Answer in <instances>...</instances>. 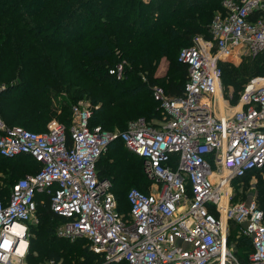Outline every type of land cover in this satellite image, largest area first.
Here are the masks:
<instances>
[{"label":"built area","instance_id":"1","mask_svg":"<svg viewBox=\"0 0 264 264\" xmlns=\"http://www.w3.org/2000/svg\"><path fill=\"white\" fill-rule=\"evenodd\" d=\"M222 10L208 38L194 36L178 53L187 68L181 96L151 87L159 124L140 118L105 132L90 126L85 104L72 107L68 130L56 121L43 133L0 122V157L27 155L41 165L0 199V264H23L29 225L45 201L62 219L56 236L84 240L107 264H241L227 243L228 223L251 244L247 264H264V212L255 201L225 200L231 179L264 166V75L249 80L233 106L220 66L222 58L264 52V0H223ZM124 70L119 64L109 74L121 81ZM116 140L144 161L153 182L148 195L127 192L126 216L96 170Z\"/></svg>","mask_w":264,"mask_h":264},{"label":"trees","instance_id":"2","mask_svg":"<svg viewBox=\"0 0 264 264\" xmlns=\"http://www.w3.org/2000/svg\"><path fill=\"white\" fill-rule=\"evenodd\" d=\"M154 1L0 0V85L5 86L0 92V119L4 127L20 123L27 128L18 127L42 133L33 127L39 126L53 112L63 114L70 106L65 98L60 104H54L62 95L74 100L84 94L93 105H99L93 109L90 126H99L105 132L123 131L129 121L139 117L149 120L152 111L160 112L159 107H154L157 103L151 95L152 85L148 89L140 85L141 76L154 81V69L161 58L172 61L174 54L180 52V46L187 42L192 44L196 35L208 38V27L215 11L200 9L201 0H176L173 6L169 5L174 0H157L156 4ZM40 51L54 56L55 62L47 61ZM119 54L120 61L126 58L132 66L125 68L121 81L109 74L119 62L116 61ZM263 55L264 52L256 58ZM179 65L187 80L186 66ZM186 80L182 85L171 82L165 93L171 97L181 96ZM78 84L81 86L77 87ZM125 84L134 86L127 89ZM145 89L146 93L150 92L149 96L140 95ZM72 107L69 123L59 122L67 130L72 121ZM44 110L50 114L45 118ZM111 145L124 148L119 140L109 147ZM134 159L137 164L129 166L123 162L124 168L113 176L110 175L112 169L100 166L99 162L96 167L98 179L111 182L118 212L123 214L120 208L125 209V216L128 210L126 194L132 189L125 190L128 184L147 195L153 185L145 174L144 161L138 156ZM0 163V190L6 185L0 192L1 200L7 199L17 181L40 170V165L27 155L12 159L0 157ZM3 163L11 166L2 167ZM27 167H31L30 170ZM256 171H260L264 185V166L252 172ZM249 174L251 172L239 179ZM12 175L21 177L13 181ZM36 215L44 218L46 230L56 235V227L62 219L55 217L47 201L38 206ZM243 239L247 240L235 239L238 247L242 246ZM84 242L69 243L77 251ZM29 245L30 251L31 241ZM235 254L237 256L236 251ZM80 256L85 258L86 264L94 261L86 248L81 249ZM49 259L54 263L59 261L55 253H51ZM239 260L244 264L243 257Z\"/></svg>","mask_w":264,"mask_h":264},{"label":"rangeland","instance_id":"3","mask_svg":"<svg viewBox=\"0 0 264 264\" xmlns=\"http://www.w3.org/2000/svg\"><path fill=\"white\" fill-rule=\"evenodd\" d=\"M156 1H154V4H156ZM199 0V8L200 9H213L215 11V16L217 14H222L223 10H221L223 0ZM174 2L169 6H173ZM153 7V5H152ZM203 33H206L204 31ZM191 41V40H190ZM149 42V41H144ZM191 44V42H187L186 45L180 46L179 50L183 47H187ZM44 48V45H41ZM44 53L45 58L47 61H51L52 64L55 62V57L51 56L43 51H40ZM178 51L174 54L172 61L168 62L166 59L161 58L154 69L153 79L154 81L150 82L149 79L146 78L145 75L141 76V80H139V84H144V87L148 89L150 85L152 87L161 88L166 92L167 85L171 82L182 85L184 84V81L186 80L185 72L182 70L181 65L176 63V56ZM117 62L116 65L123 64L124 69L131 68L130 62L124 58L120 61V54L116 57ZM172 62V63H171ZM61 63V61H60ZM220 66L223 70V79H222V87H223V96L225 98L230 99V104L235 106L237 101L239 100V97L243 93V87L244 85L251 79L256 78L258 76L263 75L264 72V55L260 58L256 59H250L245 57H229V58H222L220 60ZM127 81H130L128 79ZM81 85H77L79 87ZM134 85H127L125 84L124 88H133ZM5 87V86H4ZM76 89V87L74 88ZM142 91L140 94L141 96H144V94L150 95V92L146 93L147 90ZM1 92V91H0ZM63 96V95H62ZM58 97L56 100H54V104L58 105L60 104L61 100L65 98L67 102L69 103L68 109L60 115V112L57 111L55 114L51 113V116L49 112L46 113V110H44L43 118L47 117L43 123H39V126L36 125L33 127L34 129H37L38 132L45 131V128L47 124H49L51 121L61 122L64 124H68L70 121V108L72 106H78L84 104L88 107L91 114L93 115V109L95 107H98L99 105H93L91 100H88L85 95L83 94L82 98L76 97L74 100H71V97ZM154 107H158V104H154ZM141 117L137 118L140 119ZM145 119V118H143ZM162 119L161 112H155L152 111V117L145 121L159 124ZM136 120V119H134ZM0 122L5 125L1 119ZM130 122V121H129ZM12 125L22 126L24 128H27L20 123H15ZM6 126V125H5ZM30 129V128H29ZM33 130V129H32ZM136 155H133L129 152H127L123 147H117L114 145H111L102 155L99 163L100 166L108 167L111 170L110 175H115L118 172H120L123 168V162L125 165L134 166L137 164V161H135ZM1 164V163H0ZM12 164V163H11ZM9 167L8 163H3L2 167ZM19 166V165H18ZM31 167H27L28 170H30ZM116 172V173H115ZM260 171L251 172V174L247 175L245 178H242L241 180L239 178H233L230 181V184L228 186V195H226L225 200L228 203H235L239 201H255L257 205H259L262 209H264V185L262 184V177L259 173ZM28 173V172H27ZM19 176L12 175V180L14 181ZM3 188L0 190L3 191L6 188V185L2 186ZM130 188H137L136 186L129 185L125 189L126 191ZM152 190V187H150V192ZM1 196V195H0ZM126 203V201H125ZM121 211H124L122 215L125 214L126 210L120 208ZM125 216V215H124ZM219 217V215H218ZM222 217V216H220ZM44 218L36 215L33 222L30 224L29 229V243L31 241V246L33 244V247H31V250L28 252L26 258L24 259L23 264H86L85 258L80 256L81 249L86 248L90 253L91 257L94 258V261L91 264H107L102 261L99 254L89 249L86 242L83 243L82 247H79L76 251L72 246L71 243L63 241L59 239L55 234L48 232L46 230V227L44 226ZM58 226V225H57ZM227 226V243L228 246L235 250L237 252V260H239L240 257H243L244 264L247 262V255L250 251V246L248 245L247 240H242V246L238 247L237 243L235 242V239H239L237 235V228L234 225H231L230 223L226 224ZM57 228V227H56ZM241 240V239H240ZM83 241V240H82ZM30 246V245H29ZM51 253H55L59 257L58 263H54L51 259H49V255ZM29 257V259H27ZM240 261V260H239ZM241 263V262H240ZM121 264V263H118ZM242 264V263H241Z\"/></svg>","mask_w":264,"mask_h":264},{"label":"crops","instance_id":"4","mask_svg":"<svg viewBox=\"0 0 264 264\" xmlns=\"http://www.w3.org/2000/svg\"><path fill=\"white\" fill-rule=\"evenodd\" d=\"M144 1H149V0H144ZM208 35H209V34H208ZM196 36H197V35H196ZM200 36H203V35H200ZM206 38H207V37H206ZM71 123H72V121H71ZM71 123H70V126H71ZM47 125H48V124H47ZM70 126H69V127H70ZM46 129H47V126H46V128H45V131H46ZM68 129H69V128H68ZM45 131H43V132H45ZM43 132H42V133H43ZM39 165H40V164H39ZM40 167H41V165H40ZM39 169H40V168H39ZM38 171H39V170H38ZM41 198L43 199V197H39V200H40ZM44 201H45V200H44ZM47 204H48V202H47ZM48 206H49V204H48ZM55 217H56V216H55ZM58 219H60V218H58ZM60 221H61V220H60Z\"/></svg>","mask_w":264,"mask_h":264},{"label":"clouds","instance_id":"5","mask_svg":"<svg viewBox=\"0 0 264 264\" xmlns=\"http://www.w3.org/2000/svg\"><path fill=\"white\" fill-rule=\"evenodd\" d=\"M4 246H5V247H7V246H8V244H7V243H5V245H4ZM24 246H25V245H23V244H22V247H24Z\"/></svg>","mask_w":264,"mask_h":264}]
</instances>
